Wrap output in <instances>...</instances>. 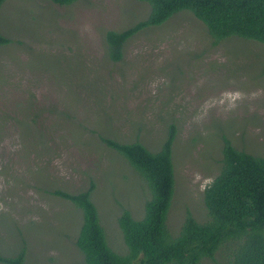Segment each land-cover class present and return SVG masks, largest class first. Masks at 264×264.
<instances>
[{
	"label": "rangeland",
	"instance_id": "rangeland-1",
	"mask_svg": "<svg viewBox=\"0 0 264 264\" xmlns=\"http://www.w3.org/2000/svg\"><path fill=\"white\" fill-rule=\"evenodd\" d=\"M147 14L131 0L0 7V34L12 41L0 47V255L24 248V264H85L74 244L82 213L50 192L79 193L90 182L107 245L127 254L117 219L127 211L142 220L151 189L100 136L156 152L174 125L166 227L175 237L186 212L208 220L203 191L220 171L223 136L264 157V48L235 38L213 47L182 11L140 31L121 61H110L105 33ZM200 264L226 263L216 255Z\"/></svg>",
	"mask_w": 264,
	"mask_h": 264
},
{
	"label": "trees",
	"instance_id": "trees-1",
	"mask_svg": "<svg viewBox=\"0 0 264 264\" xmlns=\"http://www.w3.org/2000/svg\"><path fill=\"white\" fill-rule=\"evenodd\" d=\"M6 1L0 0V7ZM42 1L69 7L77 0ZM131 1L146 4L148 14L122 31L105 33L107 55L113 63L121 61L124 46L140 31L160 26L182 11L189 12L205 27L213 47L235 38L264 48V0ZM11 42L0 34V47ZM1 123L7 121L0 118ZM30 123H34L33 119ZM99 139L144 177L151 189V199L145 205L142 220H134L127 211L118 217L127 250L121 256L107 245L90 199L93 182L79 193L51 191L54 197L70 202L82 213L83 222L74 244L85 264H200L202 260L214 261L216 255L226 264H264V157L235 148L223 136L217 164L220 171L203 191L208 220L198 223L186 212L181 231L175 237L166 227L174 191V125L169 127L166 140L156 152L136 141L120 143L102 136ZM0 264H24V248L13 257L0 255Z\"/></svg>",
	"mask_w": 264,
	"mask_h": 264
}]
</instances>
